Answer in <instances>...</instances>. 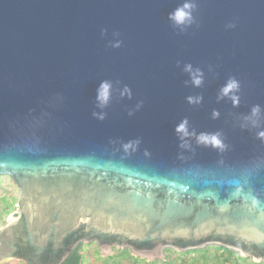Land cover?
Returning a JSON list of instances; mask_svg holds the SVG:
<instances>
[{"label": "water", "instance_id": "obj_1", "mask_svg": "<svg viewBox=\"0 0 264 264\" xmlns=\"http://www.w3.org/2000/svg\"><path fill=\"white\" fill-rule=\"evenodd\" d=\"M262 132L264 0H0V177L18 189L0 264L93 242L264 261Z\"/></svg>", "mask_w": 264, "mask_h": 264}, {"label": "trees", "instance_id": "obj_2", "mask_svg": "<svg viewBox=\"0 0 264 264\" xmlns=\"http://www.w3.org/2000/svg\"><path fill=\"white\" fill-rule=\"evenodd\" d=\"M4 199H8L3 198ZM0 214L2 218L16 211V200L1 201ZM99 261L101 255L97 253ZM85 254L79 245L62 264H84ZM112 262V263H111ZM100 264H264L253 262L249 258L221 247H208L203 250H193L186 253L166 252L164 260L149 262L133 257L128 250H121L114 255L103 258Z\"/></svg>", "mask_w": 264, "mask_h": 264}, {"label": "clouds", "instance_id": "obj_3", "mask_svg": "<svg viewBox=\"0 0 264 264\" xmlns=\"http://www.w3.org/2000/svg\"><path fill=\"white\" fill-rule=\"evenodd\" d=\"M192 7V5L186 3L184 4L181 8H178L177 10H175L173 13L169 14V19H171L172 21H174L176 24H183L186 21H188L190 19V11L189 9ZM114 46H119V42H117ZM186 70H188L186 68ZM192 83L195 86H199L201 83V79L199 77V74H193L192 75ZM238 82L236 80H229L226 85L222 88V94L224 95H228L230 93H232L234 90L238 89ZM110 84L108 82H102L101 85L99 86V88L97 89V98L99 100H103L106 101L108 99L109 96V89H110ZM190 99V98H189ZM233 102L238 103V98L237 97H233ZM259 112V107L258 106H254L251 110V114L253 116L257 115V113ZM185 122H182L180 125L177 126L176 131L178 133H182L185 132ZM261 136H264V132L260 133ZM198 141L200 143H205L208 144L210 143L211 146L213 147H219L220 146V141L215 137H211V139H207L205 138L203 135L201 137H198Z\"/></svg>", "mask_w": 264, "mask_h": 264}, {"label": "rangeland", "instance_id": "obj_4", "mask_svg": "<svg viewBox=\"0 0 264 264\" xmlns=\"http://www.w3.org/2000/svg\"><path fill=\"white\" fill-rule=\"evenodd\" d=\"M18 189L16 188L15 184L12 182V180L7 176H1L0 177V210H1V201H6V203L9 200H16L17 198ZM8 198L7 200L3 198ZM15 211H13L10 215H12ZM8 215L5 218H2L0 214V225L4 224L6 220L9 218ZM97 250V247L95 244H89L86 245L83 249V252L85 254V260L84 264H100L103 258L107 256L101 255V260L99 261L98 256L96 255L95 251ZM121 250L115 251L112 255H114L116 252H119ZM129 252V251H128ZM130 253V252H129ZM111 255V256H112ZM110 256V255H109ZM112 263V262H111ZM10 264H20L17 262H11Z\"/></svg>", "mask_w": 264, "mask_h": 264}, {"label": "flooded vegetation", "instance_id": "obj_5", "mask_svg": "<svg viewBox=\"0 0 264 264\" xmlns=\"http://www.w3.org/2000/svg\"><path fill=\"white\" fill-rule=\"evenodd\" d=\"M16 211H17V209H16ZM16 211H15L12 215H15ZM12 215H10V216H12ZM10 216H9V217H10ZM7 220H8V219H7ZM7 220H6V222H7ZM6 222H5V223H6ZM5 223H4V224H5ZM4 224H2V225H4ZM0 226H1V225H0ZM89 244H95L96 247H97V250L95 251L96 255H97V253L100 254V255H102V254L100 253V251H99V247H98V245H97L96 242H93V243H81V244H79V245H81V249L83 250L84 247H85L86 245H89ZM79 245H78V246H79ZM78 246H77V247H78ZM77 247H76V248H77ZM208 247H220V246H207V247H205V248H208ZM76 248H75V249H76ZM205 248H203V249H205ZM221 248H223V247H221ZM75 249H74V250H75ZM203 249H198V250H203ZM224 249H226V248H224ZM74 250H73V251H74ZM122 250H128V249H122ZM227 250H228V249H227ZM73 251H72V252H73ZM115 251H117V249H113V251H112V253H111L110 255H112ZM128 251H129V250H128ZM168 251H173V252H176V253H186V252H188V251H186V252H177V251H174V250H171V249H165V250H164V259H165V256H166V252H168ZM189 251H193V250H189ZM229 251H231V250H229ZM129 252H130V251H129ZM232 252H234V251H232ZM235 253H236V252H235ZM130 254H131V253H130ZM237 254H238V253H237ZM239 255H240V254H239ZM108 256H109V255H108ZM240 256H241V255H240ZM133 257H134V256H133ZM242 257H243V256H242ZM135 258H138V257H135ZM245 258H246V257H245ZM139 259H141V258H139ZM164 259H163V260H164ZM249 259H251V258H249ZM142 260H144V259H142ZM251 260H252V259H251ZM146 261H147V260H146ZM155 261H159V260H155ZM252 261H253V260H252ZM149 262H153V261H149ZM253 262H254V261H253ZM10 263H11V262H10ZM10 263H9V264H10ZM17 263L23 264V263H21V262H17Z\"/></svg>", "mask_w": 264, "mask_h": 264}]
</instances>
